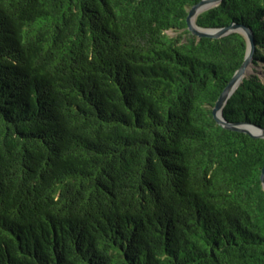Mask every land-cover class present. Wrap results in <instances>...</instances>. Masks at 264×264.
Masks as SVG:
<instances>
[{"label": "trees", "instance_id": "16d2710c", "mask_svg": "<svg viewBox=\"0 0 264 264\" xmlns=\"http://www.w3.org/2000/svg\"><path fill=\"white\" fill-rule=\"evenodd\" d=\"M200 1L0 0V264H264V138L214 116L248 42ZM196 23L253 33L224 115L264 130V0Z\"/></svg>", "mask_w": 264, "mask_h": 264}, {"label": "water", "instance_id": "95a60500", "mask_svg": "<svg viewBox=\"0 0 264 264\" xmlns=\"http://www.w3.org/2000/svg\"><path fill=\"white\" fill-rule=\"evenodd\" d=\"M222 1L223 0H201L190 10L188 17L189 30L199 38H204V37L222 38L232 32H239L246 37L248 42V51H247L246 59L242 64V66L240 67V69L232 77L228 86L226 87L221 97L219 98L214 109V116L217 122L219 123V125H221L226 129L243 132L256 138H264L263 129H260L254 125L246 124V123H237V124L230 123L226 120L224 115V108L226 107L229 99L232 97V95L241 85L243 80L247 78L253 71L252 61L255 53V43H254L253 33L249 29L242 26H238L237 24H232L225 28H216V29L202 28L199 25H197L196 19L199 14L213 7L218 6L219 4H221ZM262 183L264 186V169L262 172Z\"/></svg>", "mask_w": 264, "mask_h": 264}, {"label": "rangeland", "instance_id": "374dc122", "mask_svg": "<svg viewBox=\"0 0 264 264\" xmlns=\"http://www.w3.org/2000/svg\"><path fill=\"white\" fill-rule=\"evenodd\" d=\"M170 34H171V35H175V33H173V32H170ZM252 69H254V70H261L260 67H253V66H252Z\"/></svg>", "mask_w": 264, "mask_h": 264}]
</instances>
